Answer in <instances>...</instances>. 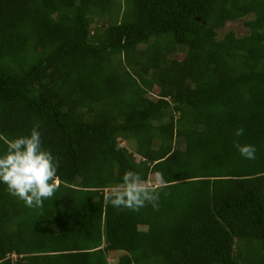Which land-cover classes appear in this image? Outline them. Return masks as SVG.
I'll list each match as a JSON object with an SVG mask.
<instances>
[{
    "label": "trees",
    "instance_id": "trees-1",
    "mask_svg": "<svg viewBox=\"0 0 264 264\" xmlns=\"http://www.w3.org/2000/svg\"><path fill=\"white\" fill-rule=\"evenodd\" d=\"M36 123L61 186L0 183V264H264V0H0V154ZM129 170L158 211L105 203Z\"/></svg>",
    "mask_w": 264,
    "mask_h": 264
},
{
    "label": "clouds",
    "instance_id": "clouds-1",
    "mask_svg": "<svg viewBox=\"0 0 264 264\" xmlns=\"http://www.w3.org/2000/svg\"><path fill=\"white\" fill-rule=\"evenodd\" d=\"M243 133L244 129L239 127L234 135L239 137ZM6 145V150L0 154V183L5 184L9 194L22 200L27 207H42L43 201L51 199L59 190L61 182L57 176L59 161L42 146L39 124L32 126L29 135L9 139ZM234 147L246 159L256 158L254 145H241L237 141ZM168 187L169 183L160 173L149 181L140 173L129 170L119 184L104 193V200L117 209L138 212L151 205L158 211L161 191Z\"/></svg>",
    "mask_w": 264,
    "mask_h": 264
},
{
    "label": "rangeland",
    "instance_id": "rangeland-1",
    "mask_svg": "<svg viewBox=\"0 0 264 264\" xmlns=\"http://www.w3.org/2000/svg\"><path fill=\"white\" fill-rule=\"evenodd\" d=\"M249 17H250V15H247V16L235 19V20H230V21L224 22V24L222 26L215 29L216 37L220 38L227 31H232L237 36H241V35L246 34L247 29L243 26L242 22H243V20L248 19ZM182 56H183V50H178L174 53V57L176 59H180ZM110 257L113 258L112 255H110Z\"/></svg>",
    "mask_w": 264,
    "mask_h": 264
}]
</instances>
